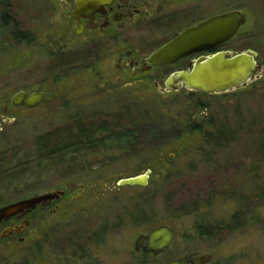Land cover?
Instances as JSON below:
<instances>
[{"label": "rangeland", "instance_id": "374dc122", "mask_svg": "<svg viewBox=\"0 0 264 264\" xmlns=\"http://www.w3.org/2000/svg\"><path fill=\"white\" fill-rule=\"evenodd\" d=\"M155 3L169 28L135 32V51L240 11L246 23L227 48L264 57V0ZM61 9L59 0H0V108L7 107L0 112V206L66 194L55 215L42 214L39 236L0 241V264H91L89 256L98 264H162L189 253L211 256L209 264H264V81L211 96L126 88L109 51L81 59ZM4 14L33 42H17ZM62 47L69 65L58 58ZM22 91L47 98L34 109L12 106ZM156 131L160 138L151 140ZM82 132L91 145L75 151ZM147 170L145 187L117 185ZM203 222L222 231L199 237ZM160 227L173 233L168 251L135 256L137 238Z\"/></svg>", "mask_w": 264, "mask_h": 264}, {"label": "flooded vegetation", "instance_id": "af4514ba", "mask_svg": "<svg viewBox=\"0 0 264 264\" xmlns=\"http://www.w3.org/2000/svg\"><path fill=\"white\" fill-rule=\"evenodd\" d=\"M59 2L63 6L61 12L66 18V26H64L63 30L68 32V29L71 28L74 32L76 39L74 48L79 50L81 59L93 61L95 58H100V55L103 52L109 51L110 55H112L115 59L116 72L120 74L116 81H125L124 86L126 88L133 85H148L152 86L160 95L174 94L189 96H211L224 95L234 92L233 91L224 94H204L197 91H191L184 85L182 81H180V78L178 77L180 74H190L194 63L202 57L216 53H237V51L227 48V44H229V42L234 37L228 42L219 45L210 52L193 54L177 61L172 65L148 66L146 60L152 53L174 39L180 32L194 25L177 30L170 38L153 44L151 48L148 45H143L144 50L139 49L140 51H135L133 46L135 32L145 29L151 30L153 32L164 28H169L167 24L169 18H167L162 9L157 8L155 0H112V2L105 6L100 13H95L92 20L88 18L80 19V26H78L80 35L76 34L75 27H77V23L71 18L74 0H59ZM6 8L7 6L5 5L4 9ZM8 10L9 9H7L6 12ZM69 23H72V25H69ZM16 35V41L19 43L33 42V33H30L29 35L28 32L23 33L19 30L16 31ZM58 38H60L61 42L65 45L64 35L61 34V36ZM152 39L154 42L155 39ZM60 51V56H58V58H62L63 65H69V63H66L65 61L63 47L60 48ZM250 51L256 53L255 64L258 68L257 80L250 83V85H248L246 88L241 89V91L249 89L257 82L264 81V57L260 55L258 49ZM0 109L1 114H4L6 113L7 107L6 105H3ZM1 124L2 123H0V127ZM62 193V196L58 195L59 197L57 199H54L50 203H46L45 206L38 205L33 211H30L29 213L14 215L7 221H2L0 223V241L8 240V244L10 246L12 244L10 242L12 238H16L18 242L21 243L20 240H23L22 236H24L26 232H28V234L32 237L39 236L41 234L40 232L42 228V214L46 212L50 215L56 214L58 211L59 202L65 200L64 198L66 194L65 192ZM83 193L84 191H81V195H83ZM75 203L76 202L75 200L73 201V197L70 198L66 204V208L73 206ZM2 207L0 206V208ZM60 208L63 210L65 209V206L61 205ZM20 227H22L21 232L19 234H15L14 229ZM53 229V227L48 228L49 231H52ZM5 230L9 232L10 235H6L1 238V235ZM96 237L97 236L95 235L91 240V243L94 245L97 244V241H93L96 240ZM145 244L146 242H143L142 246H145ZM134 255L137 257H142L143 259L147 258L148 256H155L151 253L144 252L142 248H140L138 251H135L134 249ZM89 259L91 264L93 262V264H98V260L93 259L92 256H89Z\"/></svg>", "mask_w": 264, "mask_h": 264}, {"label": "water", "instance_id": "95a60500", "mask_svg": "<svg viewBox=\"0 0 264 264\" xmlns=\"http://www.w3.org/2000/svg\"><path fill=\"white\" fill-rule=\"evenodd\" d=\"M112 0H74L71 18L77 23L75 31L80 35V19H93V15L101 12ZM246 23V16L240 11H231L202 21L182 32L152 53L146 60L148 66L172 65L177 61L193 54L207 53L231 40L237 31ZM256 53L250 50L241 53H216L198 59L190 74H180V81L191 91L204 94H224L246 88L257 80L258 68L255 64ZM43 92L27 95L25 92L16 93L10 100L12 106H22L33 109L46 100ZM150 171L132 178L120 180L118 186L145 187ZM62 191L38 194L24 200L0 208V223L14 215L26 214L38 205H46L59 196ZM81 196L78 195V197ZM78 197L73 198L77 200ZM22 227L14 229L19 234ZM10 235L3 231L1 238ZM173 240V233L167 227H160L146 236H140L134 243L135 251L140 248L155 256L168 251ZM146 242L145 246H142ZM211 256L189 253L163 264H209Z\"/></svg>", "mask_w": 264, "mask_h": 264}, {"label": "trees", "instance_id": "16d2710c", "mask_svg": "<svg viewBox=\"0 0 264 264\" xmlns=\"http://www.w3.org/2000/svg\"><path fill=\"white\" fill-rule=\"evenodd\" d=\"M8 16V14L7 15H5V17L3 18V20H4V24H5V26L7 25V26H10V27H8V28H14V30H11V33H12V35L14 36V38H15V40H16V37H17V35H16V30H15V25L13 24H11L10 23V20H9V18L7 17ZM82 139H80V141H79V143H78V145H76V147H77V149L75 150V151H77V150H80V149H78V148H80L81 146H83V145H85V144H88V145H91V140H90V138H89V134H88V132H82ZM119 137H123L124 138V140H125V138L126 139H128L127 137H125V136H123L122 134L120 135H118ZM118 136H116V135H113L112 136V138H114V137H118ZM160 135H159V133H158V131H156V132H154V134H153V136H152V138H151V140H156V139H158V138H160L159 137ZM98 143V142H97ZM103 143H105L104 141H103ZM92 146H95V143L93 142L92 143ZM263 152H264V150H263ZM196 229H197V234H198V236L199 237H203V238H209L210 236H212V234H215V235H217L220 231H222V229H221V225L219 224V225H215V226H211V225H209V223H207V222H203V223H201L200 225H198L197 227H196Z\"/></svg>", "mask_w": 264, "mask_h": 264}]
</instances>
